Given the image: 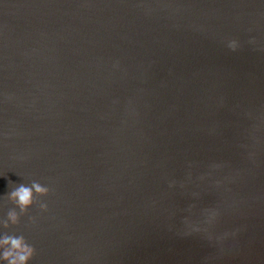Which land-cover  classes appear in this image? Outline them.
Segmentation results:
<instances>
[{
  "label": "water",
  "instance_id": "1",
  "mask_svg": "<svg viewBox=\"0 0 264 264\" xmlns=\"http://www.w3.org/2000/svg\"><path fill=\"white\" fill-rule=\"evenodd\" d=\"M33 181L30 264H264V0H0V216Z\"/></svg>",
  "mask_w": 264,
  "mask_h": 264
},
{
  "label": "clouds",
  "instance_id": "2",
  "mask_svg": "<svg viewBox=\"0 0 264 264\" xmlns=\"http://www.w3.org/2000/svg\"><path fill=\"white\" fill-rule=\"evenodd\" d=\"M226 47L229 51H236L237 43L235 40H229ZM47 194V187L33 181L10 187L6 196L2 197L13 207L0 216V264H30L34 255L32 245L26 242L23 235L11 234L7 230L18 224L20 217L32 207L36 198L46 197ZM39 209L41 212L46 211V204L39 203Z\"/></svg>",
  "mask_w": 264,
  "mask_h": 264
}]
</instances>
